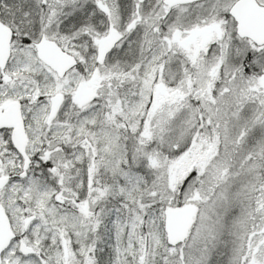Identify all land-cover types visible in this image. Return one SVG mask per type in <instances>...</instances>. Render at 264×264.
<instances>
[{"label":"snow or ice","instance_id":"1","mask_svg":"<svg viewBox=\"0 0 264 264\" xmlns=\"http://www.w3.org/2000/svg\"><path fill=\"white\" fill-rule=\"evenodd\" d=\"M0 264H264V0H0Z\"/></svg>","mask_w":264,"mask_h":264}]
</instances>
